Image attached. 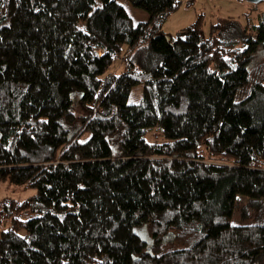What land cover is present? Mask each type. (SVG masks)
I'll use <instances>...</instances> for the list:
<instances>
[{"label": "trees", "instance_id": "trees-1", "mask_svg": "<svg viewBox=\"0 0 264 264\" xmlns=\"http://www.w3.org/2000/svg\"><path fill=\"white\" fill-rule=\"evenodd\" d=\"M127 1L0 0V264H264V23Z\"/></svg>", "mask_w": 264, "mask_h": 264}, {"label": "rangeland", "instance_id": "rangeland-1", "mask_svg": "<svg viewBox=\"0 0 264 264\" xmlns=\"http://www.w3.org/2000/svg\"><path fill=\"white\" fill-rule=\"evenodd\" d=\"M119 4L124 8L128 16L134 24L139 22H147L149 15L135 7L127 0H118ZM264 23V2L252 5L242 0H181V5L177 11L172 13L162 27V32L168 39L177 37V34L184 28L194 24L200 20V30L204 37H208L211 28L214 26H239L241 30L246 29L249 25H257L259 20ZM249 36H255L248 30ZM122 71V63L116 60L107 71L109 74H118ZM141 97V86L136 88ZM135 90V89H134ZM81 93L75 91L71 94L72 112L75 116L85 114V111L79 104ZM150 141H161L158 132L153 131L149 134ZM34 190H24L21 187L10 185L8 182H0V207L5 201L14 200L21 202L35 195ZM247 200L239 198L237 200V210L233 216V224H240V215L238 210L247 205ZM249 223V221H244ZM9 221H0V236L9 228Z\"/></svg>", "mask_w": 264, "mask_h": 264}, {"label": "water", "instance_id": "water-1", "mask_svg": "<svg viewBox=\"0 0 264 264\" xmlns=\"http://www.w3.org/2000/svg\"><path fill=\"white\" fill-rule=\"evenodd\" d=\"M242 1L252 4V5H257V4L264 2V0H242Z\"/></svg>", "mask_w": 264, "mask_h": 264}]
</instances>
